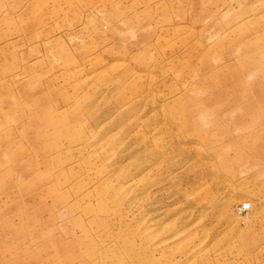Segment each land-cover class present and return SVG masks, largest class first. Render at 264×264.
<instances>
[{"label": "rangeland", "instance_id": "obj_1", "mask_svg": "<svg viewBox=\"0 0 264 264\" xmlns=\"http://www.w3.org/2000/svg\"><path fill=\"white\" fill-rule=\"evenodd\" d=\"M0 264H264V0H0Z\"/></svg>", "mask_w": 264, "mask_h": 264}, {"label": "built area", "instance_id": "obj_2", "mask_svg": "<svg viewBox=\"0 0 264 264\" xmlns=\"http://www.w3.org/2000/svg\"><path fill=\"white\" fill-rule=\"evenodd\" d=\"M248 208H249V205H248V204H246V203H242V204H240V206L238 207V212L241 213V212L247 210Z\"/></svg>", "mask_w": 264, "mask_h": 264}]
</instances>
